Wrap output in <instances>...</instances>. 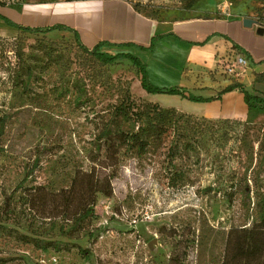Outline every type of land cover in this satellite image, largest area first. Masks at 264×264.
Instances as JSON below:
<instances>
[{
	"label": "rangeland",
	"instance_id": "rangeland-1",
	"mask_svg": "<svg viewBox=\"0 0 264 264\" xmlns=\"http://www.w3.org/2000/svg\"><path fill=\"white\" fill-rule=\"evenodd\" d=\"M55 1L0 0L6 8ZM124 1L153 20L167 13L250 18L252 27L264 28V0H198L189 10L184 8L189 0ZM0 39L8 43L0 47V110L8 116L0 140V257L10 258L9 264H168L178 240L188 264H220L228 228L252 220L255 193L264 199V111H253L244 121L192 117L189 124L204 129L187 138L196 150H182L169 161L165 147L127 161L112 179V195L105 197L94 193L98 167L82 159L85 153L75 156L78 164L64 163L61 155L89 146L95 123L100 127L127 87L141 101L134 67L127 60L101 64L78 47L69 30L16 29ZM19 47L25 64L33 67L28 80L13 73L22 64L15 57ZM254 83L264 95V80ZM177 138L172 135L167 143ZM35 156L40 161L33 167ZM171 174L178 178L174 186L168 182ZM219 179L249 185L250 197L235 191L228 201L221 191L206 189ZM90 205L91 216L75 221ZM169 228L176 231L173 236ZM17 233L63 249L41 251L18 240ZM77 247L89 249V258Z\"/></svg>",
	"mask_w": 264,
	"mask_h": 264
},
{
	"label": "crops",
	"instance_id": "crops-1",
	"mask_svg": "<svg viewBox=\"0 0 264 264\" xmlns=\"http://www.w3.org/2000/svg\"><path fill=\"white\" fill-rule=\"evenodd\" d=\"M8 7V6H7ZM0 12L24 26L49 27L64 24L76 31L80 41L92 47L101 41L100 51L109 55L129 53L145 63L149 82L158 88L182 87L209 101H192L176 94L149 93L140 89L139 97L210 120H247L249 110L239 89L221 92L233 83L215 72L217 60L233 54V44L246 50L250 67L241 83L255 89V74L264 72V36L255 27H244L238 18H199L195 15L167 13L159 20L147 18L124 0H58L53 3L0 7ZM16 28L0 19V34L13 36ZM151 49H147L154 37ZM226 35V36H225ZM135 79L138 80L137 76ZM260 95V94H259ZM153 98V101L151 100ZM165 99L169 103L159 102Z\"/></svg>",
	"mask_w": 264,
	"mask_h": 264
},
{
	"label": "trees",
	"instance_id": "trees-1",
	"mask_svg": "<svg viewBox=\"0 0 264 264\" xmlns=\"http://www.w3.org/2000/svg\"><path fill=\"white\" fill-rule=\"evenodd\" d=\"M196 1L198 0L187 1L184 8L189 10ZM4 6L5 3L0 2V7ZM18 6L22 7L23 5L19 4ZM0 19H2L7 25L15 27L19 32L32 33L42 30H69L73 33L78 47L82 51L90 54L101 64H114L119 60L129 61L135 69V75L137 76L141 87L149 93L176 94L181 98L192 101H209L212 99L211 97L195 95L178 86L169 88H158L153 86L148 80L144 63L137 56L129 53L109 55L101 52L99 49L100 46L110 44L107 41H101L92 47H88L80 41L75 30L64 24H54L45 29L41 27L24 26L6 17L1 12ZM160 36L162 35L154 37L147 49H151L156 39ZM4 44H8L7 41L0 39V47ZM233 46L239 50V52L250 58L246 50L235 43ZM51 53L52 48L45 50L46 55H51ZM15 57H17L18 62L22 61V64L20 65L17 63L18 69L13 73L17 77L24 75L27 78L26 80L30 79L33 75V67L29 64H25L23 61L21 47L16 49ZM262 61H264V58L260 59L258 62ZM255 78L264 80V72L256 73ZM128 88L129 87L124 91L125 95L118 97L116 103L112 105L111 110L107 113L106 118L102 121L100 127L95 123L97 131L94 132L91 139L87 141L89 146L83 148V150H77L75 153L71 150H65L61 155V160L64 163L74 161L78 164L79 161H75V156H80V152H83V154L85 153L84 156H82V159H86L87 162L97 165L98 167L93 185L94 193H100L105 197H110L112 195V179L117 176L120 167L123 166L124 163L131 159L141 158L148 153L161 152L165 147H167L165 151L167 160L173 161L177 154L182 150H196L194 145H192L187 138H189L191 134H201L204 131V129L198 126V123L195 121H192L190 122L191 124H189V119L195 116L183 112L178 113L177 110L172 107L163 108L157 103L142 98L141 101L137 103L135 99L130 96ZM233 89H239L243 93L244 100L249 110L264 111V95L248 92L244 89L243 85L237 81H233V83L222 89L221 92ZM174 116L176 117L175 119H173ZM7 118V114L0 110V140L5 134ZM180 118H183V124L178 123ZM203 120L210 119L203 118ZM223 121L231 122L239 120L224 119ZM121 123H132L135 127L131 130H125L121 127ZM172 135H176L178 137L177 140L172 141L170 139L169 143H167V140ZM39 161L40 157L35 156L32 166L34 167ZM79 166H81V164ZM30 172H32V170L27 172L25 179L19 183V186L27 180ZM177 181L178 178L174 177L172 174L168 177V182L172 186H174ZM34 188L35 185H31L29 189L32 190ZM206 189L209 191H221L222 195L228 201H232L235 191H241L246 197H250L251 191L249 185H243L240 181L234 182L233 179L222 182L219 179L215 186H208ZM258 194L259 193H255L256 203L251 215L252 220L245 225H231L228 228L220 264H264V199H261ZM92 212V205L88 207L85 206L76 216L75 221L80 222L85 220L87 217L91 216ZM167 231L171 233L170 236H173L176 233V231L171 228L167 229ZM161 233H164V231H161ZM16 236L18 240L32 243L36 248L44 252L49 249L55 251L63 249L59 244L53 243L52 241L33 239L21 233H17ZM179 250V241H173L172 252L168 264H188ZM77 252L84 259H88L90 256L89 249L77 247ZM10 261V258L0 257V264H9Z\"/></svg>",
	"mask_w": 264,
	"mask_h": 264
},
{
	"label": "built area",
	"instance_id": "built-area-1",
	"mask_svg": "<svg viewBox=\"0 0 264 264\" xmlns=\"http://www.w3.org/2000/svg\"><path fill=\"white\" fill-rule=\"evenodd\" d=\"M249 67V58L239 51H234L228 57L222 56L217 60L215 72L230 81H241L247 75Z\"/></svg>",
	"mask_w": 264,
	"mask_h": 264
},
{
	"label": "water",
	"instance_id": "water-1",
	"mask_svg": "<svg viewBox=\"0 0 264 264\" xmlns=\"http://www.w3.org/2000/svg\"><path fill=\"white\" fill-rule=\"evenodd\" d=\"M242 23H243L244 27H250L253 23H255V21L253 19H250V18H244L242 20ZM256 32H257V34L262 35V34H264V28L257 27Z\"/></svg>",
	"mask_w": 264,
	"mask_h": 264
}]
</instances>
